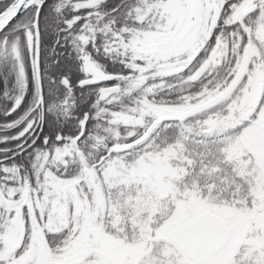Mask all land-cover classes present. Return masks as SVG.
Masks as SVG:
<instances>
[{"label":"snow or ice","instance_id":"snow-or-ice-1","mask_svg":"<svg viewBox=\"0 0 264 264\" xmlns=\"http://www.w3.org/2000/svg\"><path fill=\"white\" fill-rule=\"evenodd\" d=\"M0 264H264V0H0Z\"/></svg>","mask_w":264,"mask_h":264}]
</instances>
